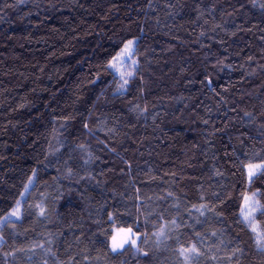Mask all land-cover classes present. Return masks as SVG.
<instances>
[{"label": "trees", "instance_id": "trees-1", "mask_svg": "<svg viewBox=\"0 0 264 264\" xmlns=\"http://www.w3.org/2000/svg\"><path fill=\"white\" fill-rule=\"evenodd\" d=\"M250 164L264 0H0V264H264Z\"/></svg>", "mask_w": 264, "mask_h": 264}, {"label": "rangeland", "instance_id": "rangeland-1", "mask_svg": "<svg viewBox=\"0 0 264 264\" xmlns=\"http://www.w3.org/2000/svg\"><path fill=\"white\" fill-rule=\"evenodd\" d=\"M133 44L129 50L126 49L125 45L124 49L118 54L116 59L112 63L113 69L116 71L117 76L120 77L123 84L127 82V79L133 74V67L137 65V61L133 58V55L136 51L135 42L132 41ZM260 165V164H256ZM248 175H249V168L247 169ZM258 170L256 174L259 172ZM255 174V175H256ZM254 175V176H255ZM250 177V180L253 179V177ZM31 183L28 185L27 190L23 197L25 198L27 191L30 190ZM24 199L22 198L19 203L16 205V207L1 221L0 223V244H1V228L2 226L9 221H16L19 220L22 216V205H23ZM19 208V212L16 216L11 215V213ZM261 210L259 201L256 196H248L246 198V202L242 208V218L245 220L247 225L254 231L257 240L260 241V244L264 245V230L261 228L259 221L257 220L256 216ZM247 217V219H245ZM118 232H116L115 235H117ZM120 236H123V233H120ZM138 238V237H137Z\"/></svg>", "mask_w": 264, "mask_h": 264}, {"label": "snow or ice", "instance_id": "snow-or-ice-1", "mask_svg": "<svg viewBox=\"0 0 264 264\" xmlns=\"http://www.w3.org/2000/svg\"><path fill=\"white\" fill-rule=\"evenodd\" d=\"M133 42L129 41L128 45H126V51L129 50L132 46ZM249 168V176L252 177L256 174L258 170L264 169V165H248ZM19 203V202H18ZM19 212V208L14 210L11 215L16 216ZM41 214H43V210H41ZM262 214H264V209H262ZM111 218V217H110ZM247 219V217H245ZM138 230V229H137ZM120 233H123V236H120ZM126 244H131L132 246H135L137 244V238L136 233L133 231L132 228L128 229H120L117 235L112 236V251L116 252L119 249H123ZM257 245L260 247V241L257 240ZM192 251H195V248L192 249ZM184 252H181V255H183ZM146 255V253H145Z\"/></svg>", "mask_w": 264, "mask_h": 264}]
</instances>
